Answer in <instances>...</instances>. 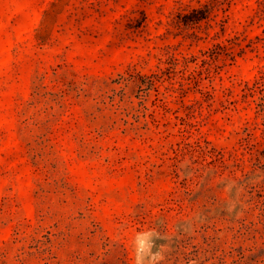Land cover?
<instances>
[{"label": "rangeland", "instance_id": "rangeland-1", "mask_svg": "<svg viewBox=\"0 0 264 264\" xmlns=\"http://www.w3.org/2000/svg\"><path fill=\"white\" fill-rule=\"evenodd\" d=\"M0 264H264V0H0Z\"/></svg>", "mask_w": 264, "mask_h": 264}]
</instances>
